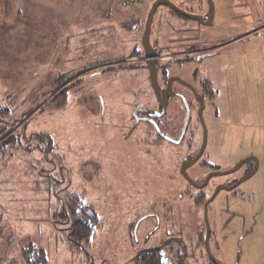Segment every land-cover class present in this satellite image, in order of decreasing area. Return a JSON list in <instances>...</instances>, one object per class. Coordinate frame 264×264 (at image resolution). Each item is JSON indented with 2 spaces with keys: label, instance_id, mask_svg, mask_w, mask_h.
Here are the masks:
<instances>
[{
  "label": "rangeland",
  "instance_id": "1",
  "mask_svg": "<svg viewBox=\"0 0 264 264\" xmlns=\"http://www.w3.org/2000/svg\"><path fill=\"white\" fill-rule=\"evenodd\" d=\"M171 1L208 15L207 0ZM153 2L0 0V106L10 109L14 129L24 130L21 137L14 132V146L22 148L0 159V264H26L20 248L29 241L46 251L48 264H135L138 250L168 230L186 245L182 255H161L174 264H264V30L251 35L264 21V0H211L207 25L162 3L153 14L150 38L159 40L164 56L169 39L226 43L217 55L219 114L217 124H206V154L216 156L211 163L222 169L248 156L257 160L253 176L236 192H221L206 217L202 204L168 177L166 155L148 153L153 144L147 124L128 129L136 97L131 90L145 82L141 71L131 69V55ZM193 119L189 129L198 137ZM33 132L42 135L32 138ZM215 133L218 147L211 143ZM251 166L247 161L228 177ZM45 178L60 187L49 190ZM76 194L99 222L79 250L59 230L67 222L55 227L52 220L62 197ZM157 222L147 240L145 232Z\"/></svg>",
  "mask_w": 264,
  "mask_h": 264
},
{
  "label": "flooded vegetation",
  "instance_id": "2",
  "mask_svg": "<svg viewBox=\"0 0 264 264\" xmlns=\"http://www.w3.org/2000/svg\"><path fill=\"white\" fill-rule=\"evenodd\" d=\"M175 5L185 12L202 17L204 22L208 20L210 14L208 2L207 16H204L202 11H191ZM171 10L186 20L205 25L196 19ZM148 41L150 46L146 49V39L142 32L132 50L131 56L136 57V62L132 64L133 66L131 65V69L141 71L145 75V82L137 84V87L131 90L136 97H133L134 101L131 103L129 113V118L133 120V125L128 128L129 133L135 129V124L139 122L147 124L148 135L153 144L149 148L152 152L148 153L161 151L166 155L164 164L169 169L168 177L184 186V196L190 197L193 202L202 204L203 207L207 203V210L209 203L221 192H236L243 182L253 176L257 168V160L253 156L245 157L248 159L242 164L239 163L243 159L233 167L222 169L219 164L211 163L216 160V156L206 154L209 142L206 124L214 122L217 124L219 114L215 78L220 65L217 55L226 43L215 45L199 40L190 42L184 39L180 41L169 39L165 45L169 51L166 50L167 55L164 56L159 40L156 38L152 40L149 33ZM150 69L156 70L155 83L150 81ZM98 98L102 115L104 113L103 99L100 94ZM192 113L195 117H192ZM204 114H206V123H204ZM192 118H194L193 121L196 118L201 131L198 137L189 129ZM211 140L216 147L222 143L217 133L211 137ZM162 145L164 147H161ZM247 161H250L252 166L242 176L228 177ZM222 177L228 178L220 180L219 178ZM181 197L179 194V198ZM224 198L228 199L227 195ZM151 214L147 212V215ZM158 226L159 222L145 232L147 240L155 235V228L157 229ZM156 240L158 242L138 250L134 258L135 264H139L140 259L146 254L159 252L164 257L165 253L174 252L179 256L186 249L182 238L172 230L158 234Z\"/></svg>",
  "mask_w": 264,
  "mask_h": 264
},
{
  "label": "trees",
  "instance_id": "3",
  "mask_svg": "<svg viewBox=\"0 0 264 264\" xmlns=\"http://www.w3.org/2000/svg\"><path fill=\"white\" fill-rule=\"evenodd\" d=\"M56 98L57 97L55 95L53 98L54 101L52 102L54 103L55 108L59 105L58 102L55 101L57 100ZM54 105H52V107ZM9 115L10 109L0 106V139H3L7 133L13 130V132L10 133L9 136H6L5 139L0 141V159L1 157L3 158V156H6L10 153L19 151V148H22L20 145H18L19 147L14 146V143H16V145L19 144V140L14 132L19 130L20 132L16 133L19 136L20 133L24 130L23 128L18 127V129H14L16 127V123H14L13 125L11 124V121L8 118ZM40 135H42V133H30V137L32 138L38 139L40 138ZM19 137H21V135ZM15 138H17V140ZM26 139L30 138L27 137ZM8 143H10L12 148L8 145ZM9 148L10 151H6ZM34 149L35 148H32L31 151H33ZM0 165L2 164L0 163ZM43 175L44 174L42 173V176ZM38 177L40 176L37 175L36 178ZM45 179L46 180L43 179L42 182L47 185L49 190H54L60 187L58 180L51 181L48 178ZM79 198L81 199L80 195L77 194L73 195L72 197H62L61 209L54 212L52 216L55 227H59L58 225L60 221L67 222V226H65L64 228L59 227V230H61L65 234L69 247L76 250L80 249L82 243H89L95 228L99 224L94 214L92 217H89V214L86 212L87 209L83 205H81ZM20 250L26 264H48L46 251L34 242L29 241L26 245L22 246ZM141 262L142 264H174L171 260L166 261V259H164L159 252H154L146 255L145 258L141 260ZM178 264H182V262L180 261Z\"/></svg>",
  "mask_w": 264,
  "mask_h": 264
},
{
  "label": "water",
  "instance_id": "4",
  "mask_svg": "<svg viewBox=\"0 0 264 264\" xmlns=\"http://www.w3.org/2000/svg\"><path fill=\"white\" fill-rule=\"evenodd\" d=\"M207 2L209 4V12H210V14H209L208 20L206 22H204L202 20V17L181 10L173 2H171L170 0H154V2L152 3V5H151V7H150V9L148 11L147 18L145 20L144 30H143V37L146 39L145 48L147 49V47L150 46L149 41H148V37H149L150 28H151V24H152L153 14H154L155 9L158 6V4H160V3L165 4L169 8L175 10L176 12H178V13H180L182 15H185L187 17L196 19L200 23H203V24L207 25V24L211 23L212 18H213L212 2H211V0H207ZM149 74H150V81L152 83H155L156 82V70L155 69H150ZM101 103H102V101H101ZM184 129H185V126H184ZM204 132H205V128H204ZM247 159L248 158L243 159L239 164H242ZM192 162H194V160ZM206 205H207V203H205V205H204V215H205V217H206ZM205 220H206V236H205V244H206V240L208 239V235H209V228H208L207 219H205Z\"/></svg>",
  "mask_w": 264,
  "mask_h": 264
},
{
  "label": "crops",
  "instance_id": "5",
  "mask_svg": "<svg viewBox=\"0 0 264 264\" xmlns=\"http://www.w3.org/2000/svg\"><path fill=\"white\" fill-rule=\"evenodd\" d=\"M259 26H264V21L262 22V24L261 25H259ZM259 27V29H257L256 31H254V32H252V34L251 35H256L257 33H259V35L262 33V31L264 30V27ZM261 28V29H260ZM260 38H261V36H260ZM260 40H262V42H263V45H264V40H263V38H261ZM263 49H264V46H263ZM261 69V68H260ZM250 71H251V73L252 72H255L256 73V70L254 69V70H252L251 69V67H250ZM260 74H264V70H261L260 71ZM263 77H264V75H262L261 76V78L263 79Z\"/></svg>",
  "mask_w": 264,
  "mask_h": 264
}]
</instances>
